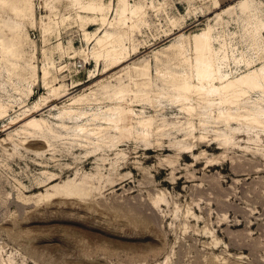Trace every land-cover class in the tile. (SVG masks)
I'll list each match as a JSON object with an SVG mask.
<instances>
[{
  "label": "rangeland",
  "instance_id": "rangeland-1",
  "mask_svg": "<svg viewBox=\"0 0 264 264\" xmlns=\"http://www.w3.org/2000/svg\"><path fill=\"white\" fill-rule=\"evenodd\" d=\"M31 1L35 22L18 19L7 0L0 1V23L17 24L21 35H28L20 71L0 74V100L14 104L0 122V264H264V131L217 120L226 110L224 94L205 106L189 100L198 115L187 116L156 74V64L178 47L185 46L195 60L194 39L205 34L218 53L220 75L236 79L263 68L264 0H221L220 8L216 0H128L145 6L144 24L133 36L140 52L106 74H101L105 63L99 70L91 55L94 43L84 35V28L95 31L99 25L78 16H93L82 4L94 0ZM95 1L115 8L118 3ZM45 16L56 22L46 36ZM167 33L173 34L166 38ZM26 60L40 69L36 86L21 79H32L23 71ZM140 63L150 64L157 111L146 96L136 98L145 80L136 85L131 78L138 75L130 67ZM45 64L50 79L59 75L61 83L83 84L66 97L43 100ZM61 68L66 71L58 73ZM22 85L32 87L33 94L18 93ZM120 87L132 91L121 99L114 96ZM83 94L84 110L93 114L80 121L69 118L68 125L94 122L88 125L93 128L99 116L138 126L142 118L136 115H141L153 117L164 127L163 135L138 126L136 137L127 141L110 129L102 145L94 138L72 139L73 133L56 126L57 116L70 98ZM245 102L246 108L264 112L262 92ZM27 107L32 112L21 115ZM109 107L123 114L110 115ZM31 116L48 120L56 134L68 138L48 136L43 147L34 140L20 145L16 129ZM20 117L25 119L11 125ZM137 131L150 136L138 137ZM89 151L97 154L85 165ZM51 175L57 180L51 182Z\"/></svg>",
  "mask_w": 264,
  "mask_h": 264
},
{
  "label": "bare ground",
  "instance_id": "bare-ground-1",
  "mask_svg": "<svg viewBox=\"0 0 264 264\" xmlns=\"http://www.w3.org/2000/svg\"><path fill=\"white\" fill-rule=\"evenodd\" d=\"M0 1L3 2L4 0ZM230 1L231 0H225V2ZM220 2L221 0H216V8H220L225 4V2ZM4 3L5 2L2 4ZM6 5L12 9L18 19L29 22L36 21V15L31 0H20V4L8 2L7 0ZM245 7L246 9H250L247 3L245 4ZM82 9L93 13V16L88 17L79 14L78 16L80 20L85 23L89 22L91 24L99 25L95 31H89L84 28V35L88 43H94L91 55L95 59L96 66L99 67V70L101 69L102 62L105 63L101 74L110 72L140 52V43H135L133 36L137 30L142 29V25L144 24V4L138 2L130 3L128 0H118L117 7L115 8L112 6L111 2L105 4L101 1L94 0L88 4H82ZM69 17L70 16L64 17V20L69 19ZM46 18L49 19L48 22L42 21L44 36H46V33H51L54 30H52V27H55V24L52 26L54 19H51V17L48 16ZM1 21L0 74L6 71L8 72V75H11L15 69L22 67L19 65L18 61L23 57V47L28 41V35L25 34L26 32L21 35V28H19L17 24L8 22L5 19ZM172 34L173 33H167L166 38L171 37ZM58 46H60V44ZM192 48L197 55L195 60L189 56L188 49L184 46L178 47L175 51H172L166 62L162 60L163 63L161 61V63L156 64L157 79L163 83V85L170 88L174 92V96H176L178 104H175L174 106H182L180 109L182 113L189 117H194L195 115H198L196 106H194L189 100L193 99L198 105L205 106L206 104H209L210 100L216 95L224 94L226 98H224L221 105L226 106V110H220L218 112L215 116L217 120L223 121L227 126H231L232 124H249L264 131V112L256 111V106H250V108L245 107L247 106L245 105V101L249 96L261 92L264 94V67L260 70H254L253 72H246L236 79H231L227 75H220L218 53L215 54L212 48V43L206 34L196 35ZM133 69L138 75V78H131L134 82L137 80H145V85L143 88L141 87L139 93H136V98L146 96L145 99L150 100L152 102V107L155 108V104L152 100V92L154 93L155 90L154 78L150 73V64L142 65L140 63V65L130 67V70ZM39 70L40 69H38L31 60H26V63L23 66V71L27 74H31L32 79L28 80L27 77H23L22 75V81L25 83L31 81L33 86L40 84L41 80L38 76ZM41 70L44 74L42 81L43 85L48 90V94L42 96L43 100H48L52 96H59L61 98L66 97L71 88L83 84L82 82H73L72 84L61 83L59 75H54L50 79L48 77L51 73L49 65L45 64ZM60 70L61 71H58V73L66 71L65 68H61ZM135 84L139 85L140 82L139 84L135 82ZM17 91L20 94L29 96L33 94L34 89L22 85L17 87ZM131 91L132 89L127 92L125 88L120 87L116 89L114 96L122 99L125 94H128ZM160 94L161 92H158L155 95ZM231 94H234V96H230ZM84 97L85 94L76 95L70 98L69 103L62 107L63 110L60 111L57 116L60 123H57L56 126L60 127L63 132L68 134L73 133L74 138L72 139H75L76 141L94 138L98 140L97 144H101L100 142L109 138L108 136H105L106 131L109 129L119 133L120 137H122L119 138L120 140L127 141L129 136L136 137L135 128L138 126L142 127L144 130H151L154 133L163 135L161 134V131L164 127L161 129V127L156 124L153 117L144 118L141 115H136V113L135 115L137 118H142L137 121L135 120L138 126L131 124L128 127H123L117 117L114 119L111 117H99L95 115L93 119H100V124L93 128H89L88 126L89 124L94 123H91L90 121V123L86 122L85 124H78L75 127L68 125L67 119L69 118L80 121L89 118L93 114L84 110L85 107H88H83L85 103ZM1 100L0 122L10 116V110L14 107V104L5 103ZM139 101H141V99H139ZM136 105H140V103H136ZM26 106L27 104H24L21 108ZM36 107L41 108L39 104H37ZM155 110L157 111L158 109L155 108ZM29 112H32V110L27 107L21 115H28L30 114ZM106 112L110 115H115L117 113L118 115L123 114L122 111H116L113 107H109ZM132 112H134V109ZM23 119L25 118L20 117V119L17 118V120L10 121V123L11 125H15ZM192 126L195 125L192 124ZM191 131L192 130H190V134ZM16 135L19 136L20 145L24 146L31 140H34L38 141L43 147L48 143V136H61L62 138H68L65 135L56 134L55 126H53L48 120L37 118L35 116H31L20 126L19 129H16ZM137 136L148 137L150 134L145 131H137ZM10 138H13V135H11ZM203 138L205 137H202V139ZM121 145H124V143H121ZM226 147L227 142L224 140L221 143L220 148L224 149ZM88 153L89 154L86 155L88 159L86 160L85 165L91 157H94V155L97 154L94 151H89ZM53 177L54 176L51 175V182L57 180V178Z\"/></svg>",
  "mask_w": 264,
  "mask_h": 264
}]
</instances>
